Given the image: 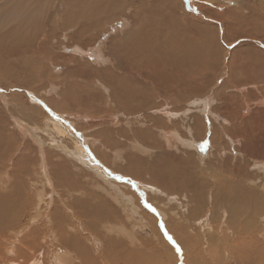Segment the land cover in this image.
<instances>
[{"label":"rangeland","instance_id":"obj_1","mask_svg":"<svg viewBox=\"0 0 264 264\" xmlns=\"http://www.w3.org/2000/svg\"><path fill=\"white\" fill-rule=\"evenodd\" d=\"M12 3L11 14L18 21L15 25L24 23L28 31H32L35 25L29 20L30 13L41 17L36 19L38 34H30L29 41L0 43L3 50H9L8 53L0 52V264H264V212L253 210L251 199L254 196H250L247 189L264 193V185L259 179L252 183L245 176L220 171L223 162L228 166L245 164L249 168L255 160L262 158L241 152L242 139H235L241 133H220L216 136L219 143L215 144L209 129L211 124H217L219 131L231 122L236 124V116L246 103L250 106L247 110L250 111H246L247 118L253 116L258 129L264 128L260 123L264 122V101L255 94L257 89L264 97V82L257 77L250 78L254 68L245 67L244 56L240 54L238 58H241L231 60L234 65L231 67L241 75L249 76L250 81L234 84L228 78L227 65L234 49L241 50L243 46L252 45L263 54L264 40L239 34L228 39L224 33L229 24L231 28L238 26V15L233 16L234 12L245 18L246 32L261 27V23L258 25L254 20L259 10L264 19V0H164L166 12L170 10L174 16L185 14L194 23L212 29L221 51L218 58H209L213 65L216 64L213 68H205L199 79L202 90L198 96L183 91L180 97L178 91L173 92L174 96L169 94L171 91L159 90L153 99L145 102L146 108L137 112L119 106L124 98L118 97L121 93L115 95L121 90L116 92L111 82L107 84L96 79L92 72L86 76L77 69L74 75L70 74L62 62L52 61L51 56L66 54L84 63L87 55H78L80 49L73 46H90L98 43V39L97 46L103 44L108 36H102L101 32H110L111 26L125 17L133 19L128 28L131 29L135 21L134 25H137V20L144 16L137 6L138 0H119L121 6L113 20L104 22L99 29L80 34V37L75 35V28L61 24L70 8L67 0H0V11ZM43 23L47 31H52V36L47 37L41 49L39 40L43 28L40 25ZM9 26L4 24L1 29L7 30ZM80 28V21H77L78 33ZM17 33L15 27L9 31L12 36ZM55 34L64 37L62 44ZM45 53H49L48 57L43 58L41 55ZM105 61L112 63L111 58ZM27 63L31 70L36 63L40 67L46 66L47 79L36 75L37 79L40 77L38 85L35 82L32 86L23 83L21 87L14 86L17 82L13 79L17 74L21 80L28 77L22 75L23 65ZM155 78L158 82L159 78ZM149 84L154 87L155 83ZM80 87L84 92L81 93ZM231 94L239 95V98L230 100L228 106L231 108L226 109L227 113L221 109L219 116L211 118L206 112L209 121L202 122L203 137L195 133V115L199 113L196 109L188 115L194 122L187 130L182 126L183 120L173 116L175 112L183 113L178 106L191 109L193 105L189 102L196 101V97L200 101L215 98L214 104L222 105L223 97ZM176 97H180L181 102H176ZM117 107H122L127 126L119 120L122 116L116 111ZM10 114L17 121L14 126ZM167 116H173L176 128L183 136L192 134L194 140L202 138L205 141L199 150L202 154H199L197 170L185 171L182 165V158L186 159L189 148L180 153L178 159L167 158L170 149L153 147L149 139L143 140L133 134L125 138L108 134L111 128L121 126L147 130L157 138L156 130L164 128L154 119L165 121ZM150 119L154 125L148 123ZM246 132L252 137L249 130ZM93 136L94 144L90 138ZM100 141L107 143L102 146ZM130 143H137L138 148ZM201 163H210L214 168L203 171ZM175 178L182 181L164 185ZM236 186L247 191L248 196H237ZM190 187L198 192L204 187L202 197L193 196L196 193ZM238 223L245 224L239 228ZM107 250L109 254H106ZM109 256L114 261H110Z\"/></svg>","mask_w":264,"mask_h":264},{"label":"bare ground","instance_id":"obj_2","mask_svg":"<svg viewBox=\"0 0 264 264\" xmlns=\"http://www.w3.org/2000/svg\"><path fill=\"white\" fill-rule=\"evenodd\" d=\"M138 1H139V4L137 6H139V8H140L141 12H143L144 16L142 17L141 16L142 13L140 14L142 19L140 21H139V19L137 20V23H138L137 25H134L136 22L135 21L132 28L131 29H130V27L128 28L129 21L131 22V21H133V19L131 18V16H129L130 17L129 19H128V17L127 18L125 17L124 20L122 19L123 20L122 22H116L115 25H112L111 26L112 29L110 28V30H111L110 32H107V33H105L106 31L101 32L102 36H106V37L108 36L104 40L103 44L97 46V44L99 43V40H100V39H98V41H97L98 43L92 44L90 46H83V45L73 46V48H75V49L77 47L80 49V51L77 49L79 51L78 55L82 56L84 53L87 55L86 56L87 61H85L84 63H81L78 58L73 60V57L66 55V54H62L61 56L52 55L51 60L54 62H57V61L62 62L61 64L64 66V69L70 74H73L74 72H76V69H77V70H81L82 73L86 76L90 72H92L91 75L94 76L96 79L98 78L107 84H109V82H111V84L113 86H115L116 92L119 89L122 91V92L120 91L118 93H115L116 96L119 93H121V94H119L120 96H118V97H120V99H121V97L124 98L122 102L118 101L120 104V105L119 104L118 105L124 106L123 110L126 109L129 112L130 111H133V112L136 111L137 112V110L141 111V109L143 107H145L144 106L145 102H148L149 100L153 99L154 93L158 92L159 90L171 91V92H169V94H173L174 91H178V93H181L180 97L182 96L183 91H185L187 93L189 92L190 94L194 93V94H196V96H198L197 94H200L199 92L202 90V85L200 83L201 80H199V79H201L202 75H204V72L206 69L213 68V67H215V64H216L215 63L213 65L212 64L213 62L211 63L210 62L211 60L209 58H211V59L215 58L218 54H220V52H219L220 49H218L219 48L218 47V41H217L218 38H216L217 36L215 37L213 35L212 29H210L207 26H203V25H199V24L194 23L192 20L187 18L185 14L177 16V14L174 13V14H176L174 16L169 12L170 10L166 12V10H165L166 7L163 6L164 0H155V2H153V3H151L148 0H138ZM116 2H117V4H120L119 0H116L115 2H112L110 0H67V5L70 8H69V11L66 13V15L62 17L63 19H62L61 24L63 26L70 25L73 29L75 28V35L77 36V34H78L77 37H80L81 36L80 34H83L85 32H89L90 30H93V29H99L100 26L102 27V24H104V22H107L109 20L111 21V19L117 15L116 11L119 9L118 7L121 6V4L117 5ZM148 3H151V4L148 5ZM131 5H133V4H131ZM174 7H175V5H174ZM174 7L172 9H174ZM134 9H135V7H134ZM260 9H262V7ZM125 14H126V12H125ZM135 14L137 15V13H135ZM232 15L233 16L238 15V17H237L238 18V21H237L238 26L236 28H231L230 24H229V26L227 28H225L226 32H224V33L228 39H231L232 37L237 36V34H239V35L245 36V38L246 37H256V38L261 37L264 40V19H263V12H261V10H259V14H258V17H256V20H254V22L258 25L260 22L261 27L251 28L248 32H246V28H245V25H246V23L244 21L245 18L241 17L239 14H236L235 12ZM39 17H41V16H39ZM134 19L136 20L137 17H134ZM77 21H80V24H81V28L79 30V33L77 31ZM179 22L181 24H179ZM180 26H182V28ZM36 27H37V25H36ZM40 27L43 29H42V33H41V38L39 40L40 43H42V44L40 45V43H39V47L41 46L43 48L46 40L48 39L47 37L52 36V34H51L52 31H47L45 28L46 25L44 23L41 24ZM112 34H114V35H112ZM55 36L60 39L59 43L62 44L64 37L62 35H56V34H55ZM160 36H162L163 38H160ZM48 54L49 53H47V54L45 53L41 56L43 58H46V57H48ZM239 54L244 56L243 65L245 67L254 68V71L251 73L250 78L257 77L259 79V81L264 82V53L262 54V52L260 50L256 49L255 47H252V45L246 46V47L243 46V49H241V50L234 49L233 53H231V58L229 59V62L227 64L228 68H229V73H228L229 80L232 81L234 84H241V83H244L245 81H250L249 80L250 78L248 79L249 76L247 77V75H244V74L241 75L240 73H238L236 71V69L231 67V66H234V65H232V61H236L237 59L241 58V57L238 58ZM108 58H111L112 63H109V62L107 63L105 61ZM217 58H218V56H217ZM249 58L251 60H249ZM40 66L41 65L36 63L34 66V70H31L29 64L23 65L24 70H22V75H28V77L25 79L23 78L21 80L17 74V76H14L13 81L17 82L18 85L14 84V86H17V87L18 86L21 87L22 85H29V86L31 85L32 86L35 82L38 85V83L40 81V77L43 80L47 79L48 71L46 69V66H43V65H42V67H40ZM98 66H99V68H98ZM237 68H239V67H237ZM151 69H153V70L155 69V70L151 72L150 71ZM218 69H219V67H218ZM118 70H120L122 72L119 73V72H117ZM117 73H119L121 75L118 76ZM36 75H40L39 79L36 78ZM155 77L159 78L158 82H155V81H157V79ZM213 77L215 78V76H213ZM119 78H121L120 81H119ZM149 82H154L155 83V84H153L154 87H152L149 84ZM21 83H23V84L21 85ZM45 85H47V84H45ZM79 90L81 91V93L84 92L83 87L82 88L80 87ZM167 91H166V94L168 93ZM174 93H177V92H174ZM166 94H165V96H166ZM255 94H256L257 98H260V100L264 101L263 94L261 93L260 90L255 89ZM173 95L175 96V94H173ZM106 96H108V95H106ZM168 96L171 97V95H168ZM209 96H211V95H209ZM71 97H72V95H71ZM95 97H97V96H95ZM180 97L179 98L176 97V99L177 98L178 99L177 100L174 99V100H176V102H178V100L180 101V99H181ZM186 97H184V98H186ZM112 98H114V97H112ZM112 98H110V99H112ZM166 98L167 97H165V99ZM232 98H239V95L231 94V95L224 96L222 105L221 104H214L215 98L210 97V98H206V99L200 101V100H197V97H196V99H195L196 101H194L195 103L191 102V101L189 102L191 105H193L191 109H190V107L178 106V107L182 108L180 112H183V113H176L175 112V113H173L174 114L173 116L178 117L179 120H183L182 126L186 129L187 127L191 126L192 122H194L192 117L189 118L188 115L190 113H193V112H191L193 109H196L199 112L198 114H200V115H198V114L195 115V121H196L195 133H197L198 136L203 137V135H202V133L204 131L203 120L205 122L209 121L205 117L206 112L209 113V116L211 118H214V116H219L221 109H222L221 112L227 113L226 109L231 108L228 106V103L230 102V100ZM72 99H73V97H72ZM87 100L89 101L90 99H87ZM170 100L171 99H169V101ZM152 101H154V100H152ZM72 102H73V100H72ZM164 102H165V100H164ZM89 103H93V101L92 102L90 101ZM108 103H109V101H108ZM241 103H242V101H241ZM174 104H175V101H174ZM212 104H214V105H212ZM109 105H111V104H109ZM175 106L177 108V105H175ZM186 106H188V105H186ZM260 107L261 106H258V108H260ZM121 108L117 107V110H116L118 112L119 116L123 115V111ZM249 108H250V106L248 105V103L245 104L243 109L241 108L242 109L241 112L239 113L238 116H236V118H237L236 124H233L230 121L231 123L228 122L229 125L226 128H223L222 131H219L217 129L218 128L217 124L216 125L214 124L215 126L214 125L212 126V124H211V128H209V129L212 130L211 131V133H212L211 139H213L212 141H214L215 144L219 143V142H216V140H217L216 136H218L220 133H225V131H230L231 135H232V132L237 133V134L241 133L240 136L237 135L235 138L237 140L242 139V143L240 146L241 152L244 155H247V153L249 152L251 155L259 156L262 158L259 160H255L249 168H246L245 164L243 166H240V165L228 166V165H226V162H223L221 164V170L220 171L225 170L228 175L236 174L237 176H245V178H247V180L251 179L252 183L255 180L259 179L260 183H262L264 185V128H262L260 126L262 130L258 129L259 125L255 123L256 120H254L253 116H250L249 118H247L246 111ZM177 110H180V109L178 108ZM96 111H97V109H96ZM249 111H247V112H249ZM92 113H93V111H92ZM98 114H100V113H98ZM213 114H217V115H213ZM10 116L12 117V120L14 121V122L11 121L12 126L16 125L17 121L13 118V115L10 114ZM152 116L156 117L155 115H152ZM173 116H170V117L167 116L165 121L160 120L159 118L154 119V122L157 123L158 125H161V127H163L165 130L164 131L161 128H158L156 130L159 138L158 137L156 138L155 135L150 134L147 130H142L139 128L132 130V128L129 129L128 127L125 128V127H121V126L115 127L114 129L111 128L108 131V134L112 133V136H116V137L120 136V138H125L129 134H131V135L133 134L135 137L143 138V140L149 139L150 142L152 143L153 147L154 146H156V147L162 146V147H167L168 149H170L167 152L168 153L167 158H168V156H173L174 159H178L179 154L184 153L185 149L189 148V150L186 151L187 152L186 159H184V157L182 158V165L184 166L185 171H191L192 172L194 170H197L196 168L200 165L199 164V161H200L199 160V158H200L199 154L201 152H199V150L202 148L201 146L204 147L203 144L205 143V141L201 140L202 138L194 140L191 137L192 134L186 135V136H183V134H180L181 131L178 128H176V125H175L176 121L172 119ZM135 119H136L137 124L141 125V123L138 120L139 118L135 117ZM178 119H176V120H178ZM119 120H121L122 124H126V122H128L127 120H125V118H123V116L121 118H119ZM171 120H173V121H171ZM226 122H227V120H226ZM92 123H93V121H92ZM148 123H152L154 125L152 119H150L148 121ZM260 123H262V125H264V122H260ZM151 125H150V127H151ZM126 126H127V124H126ZM89 127H90V124H89ZM175 128L177 129V131H175ZM56 130H58V129H56ZM246 130H249L253 134L252 137L250 136L249 133L246 132ZM131 131H132V133H131ZM95 135H96V133H95ZM102 136H104V135H102ZM102 136H101V138H102ZM98 137H100V135ZM255 137H256V141L254 142ZM90 138H92L91 143H93L94 142L93 140H95V137L93 136ZM102 141H100L99 143L102 144V146H104L107 142L105 143ZM20 142H21V140H20ZM174 142H176L177 144H175ZM228 142L230 143V140H228ZM226 144H227V141H226ZM129 145L138 148L137 143H130ZM152 145H151V147H152ZM218 147H220V145ZM163 150H161V151H163ZM172 150H177V151L174 152ZM141 151H143V149ZM203 151H205V150H203ZM78 152L81 155L83 154L81 152V150H78ZM149 152H152V151L149 150ZM154 152H155V149H154ZM146 154H148V153L146 152ZM164 156H166V155H164ZM83 157H85L84 154H83ZM160 158H162V157H160ZM163 159H165V158H163ZM221 161H223V160H221ZM27 162L28 161H26V163ZM170 164H171V161H170ZM201 165H204V166H201L203 168V169L201 168L203 171H207V170L210 171L211 169L214 168L213 166H211L212 164H210V163H201ZM247 170H249V172ZM31 172H32V170H31ZM25 173L27 174V172H24V174ZM200 173L202 174V178H204V174L202 172H200ZM19 176H21V175H19ZM58 176H57V178H59ZM212 176L215 177V175H212ZM27 179L28 178H26V180ZM163 181H165V180L163 179ZM181 181L182 180L175 178L174 180L169 181V182L165 183L164 185L178 184ZM245 183L247 185V182H245ZM254 187H256V186H254ZM190 188H192L196 193V195H193V196H195L196 198L202 197L203 194H201V193H202V190L204 192V189H203L204 187H202L199 192L194 187H190ZM235 189H237L236 193H235L237 196H244L243 194L248 196L247 191L243 192V191L239 190V189H241V187L236 186ZM247 189L250 191V196L253 195L255 197V198L253 197L251 199L252 203L254 204L253 210L257 213H263L264 212V193H258L256 191H254L253 189H249V188H247ZM190 196H191V193H190ZM14 216H17V215H14ZM244 224L245 223H242V224L238 223V227L240 228ZM116 247H113V248H116ZM106 254H109L108 250L106 251ZM60 255H61V253H60ZM129 256L132 258L134 257V256H131L130 254H129ZM109 260L114 261L113 258H110V256H109Z\"/></svg>","mask_w":264,"mask_h":264},{"label":"crops","instance_id":"obj_3","mask_svg":"<svg viewBox=\"0 0 264 264\" xmlns=\"http://www.w3.org/2000/svg\"><path fill=\"white\" fill-rule=\"evenodd\" d=\"M13 6H14V3H12L11 5H7L5 9L0 11V43L11 42L12 40H16L15 43L18 42L20 44L22 42L29 41L30 34H34V36L38 34L37 27H36V24H37L36 19H38L39 16L37 15L34 16V14L30 13V11L26 12V13H30L29 20H31L35 25L32 31L31 29L28 31V26L24 23L15 25L16 23H18V21H16L14 16H12L11 14V11L14 8ZM4 24L10 25L7 30L1 29V27ZM14 27L18 31L17 36H12L9 34L10 29ZM4 51H7V53L9 52V50H3L2 47L0 46V52L3 53Z\"/></svg>","mask_w":264,"mask_h":264}]
</instances>
